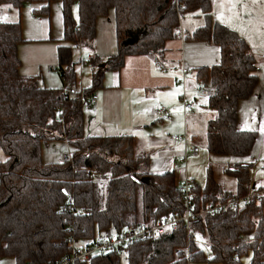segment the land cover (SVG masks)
I'll list each match as a JSON object with an SVG mask.
<instances>
[{
  "label": "trees",
  "instance_id": "obj_1",
  "mask_svg": "<svg viewBox=\"0 0 264 264\" xmlns=\"http://www.w3.org/2000/svg\"><path fill=\"white\" fill-rule=\"evenodd\" d=\"M29 1L40 3L37 14L50 15L54 0H0V8L20 10ZM55 1L63 11V42L57 47L62 88L21 74L22 24L0 22V258L50 264L70 254L73 239L84 245L108 232L184 214L175 171L152 172L150 154L138 150L131 134L85 133L87 105L78 100L81 92L91 95L102 86L107 69H121L128 55H148L164 63L167 43L183 29L184 39L220 47L219 62L195 69V76L199 86L209 88L203 95L215 110L207 122V150L241 159L227 167L236 175L235 190L220 184L210 166L205 187L192 179L198 222L187 226L181 221L171 232L154 233L120 252L103 251L73 264H122L123 251L125 264H190L201 259L243 264L242 256L250 251L253 262L264 263V197L207 211L209 202L243 197L264 186H254L250 175L257 132L237 127L239 103L252 95L258 81L257 59L246 39L212 18L213 0ZM186 14H202L204 24L186 32L181 18ZM109 16L116 25L117 51L106 58L91 55L86 63L92 68V84L80 88L76 65L84 61L74 60V43L92 46L98 19ZM183 67L180 60L181 74ZM59 141L71 147V159L47 161L45 148Z\"/></svg>",
  "mask_w": 264,
  "mask_h": 264
},
{
  "label": "crops",
  "instance_id": "obj_2",
  "mask_svg": "<svg viewBox=\"0 0 264 264\" xmlns=\"http://www.w3.org/2000/svg\"><path fill=\"white\" fill-rule=\"evenodd\" d=\"M212 18L217 22H221L217 18L215 19L213 15ZM226 25L230 27L229 23ZM182 27L186 32H192L197 26H192V28L189 29V26H185L182 23ZM62 38V35L57 38H52L55 41L53 50L46 54L43 62L37 64L36 62L30 63L26 55V49L31 46L28 42L32 41L33 38H24L23 43L19 46V54L22 59V65L20 68L21 74L26 77H39L44 84L42 77L40 76V71L41 67L45 64L41 63H48L47 66H49V69L53 66L56 69L52 70H57V67L55 66L56 63L58 64L57 47L63 42ZM117 43L116 25L113 17H101L97 21L96 38L92 46L82 43H74V60L83 61L82 59L84 58L82 57H84V52H86L85 57H87V60L94 53L106 58L116 53ZM166 46L167 52H165L164 55V63H160L158 59H154L148 55L134 54L128 55L125 58L124 65L121 69H107L104 72L102 86L97 87L94 91L99 96L97 102L87 105L89 106V109L84 111L85 133L88 131L92 134L104 136L131 134L135 137L137 145H140L141 149L146 150L147 145L158 139V137H161L159 136V130L169 122L167 121V118L171 114L176 115L183 111L184 117H186L190 109L193 110V108H195L196 97L192 93L193 89L191 90L187 85V78L184 84L181 83L180 77L182 74L178 69V66H180V60L182 64L190 67V77H192L195 83L199 85L195 76V69L219 62L221 56L220 47L216 43L204 40L185 39V41H181L178 38L172 39ZM85 64L86 65L84 66V63L80 62L76 65V70L80 75L79 87L83 89L90 87L92 84V68L89 64ZM123 67L124 70L122 71ZM85 71H87L89 75L87 78L88 84H85L83 81L82 74ZM81 72L82 74H80ZM184 90L187 91V97L195 102V105L188 109H185L182 100ZM188 91H191L190 95ZM248 98H250V96L242 99L239 103V107L241 102ZM259 101H248L246 105H244V114L242 113V116L239 113L238 107V122L241 120L242 127H244L239 129L258 132L256 127L264 126V113L262 111V108H264V102L261 99H259ZM161 105L167 107L168 113L166 115H158L151 112L153 107ZM247 111H249V116L248 119H245ZM247 123L250 124L248 125ZM174 134L176 133L169 136L173 144L177 145V142H180L184 148L183 142L172 139V135ZM184 134L187 135V132L185 131ZM190 141L194 144L200 145L199 142L195 141L193 136L190 138ZM46 159L47 161L59 160L56 158H48L47 156ZM168 170L175 171L173 163L169 164L163 172ZM263 185L264 179L254 181V186L256 187H261Z\"/></svg>",
  "mask_w": 264,
  "mask_h": 264
},
{
  "label": "rangeland",
  "instance_id": "obj_3",
  "mask_svg": "<svg viewBox=\"0 0 264 264\" xmlns=\"http://www.w3.org/2000/svg\"><path fill=\"white\" fill-rule=\"evenodd\" d=\"M40 6L37 1L25 2L20 10L4 5L0 8V18L2 21H20L22 24V36L23 38H33L29 41V46L26 49L27 59L30 63L43 62L46 54L52 51L55 41L52 38L63 36V24H62V6L59 1H52L50 8V15H39L35 12V9ZM212 15L223 23H229L240 36L246 39L250 46L252 53L257 59L256 75L258 81L254 92L250 98L241 102L239 107V113L242 116L246 103L251 100L259 101L261 99L264 102V0H257L253 3V0H213ZM73 14L78 16L77 4L73 6ZM186 14L183 15L182 23L185 26H200L204 24V16ZM42 36V37H40ZM41 39V40H39ZM185 41V39L183 40ZM23 43V42H22ZM21 43V44H22ZM20 44V45H21ZM19 45V46H20ZM184 51V46H183ZM182 51V52H183ZM84 52V66L86 65L87 57ZM185 54V51H184ZM183 54V59H184ZM20 55V54H19ZM41 67L40 76L46 86L62 88L64 85L58 74V64L54 63L57 70L49 69L48 63ZM83 66V67H84ZM188 70L186 78L187 85L193 91V95L196 97V106L193 110L190 109L188 115L184 117L183 111L179 114H171L165 126H162L159 130L158 139L147 145L146 150L151 156L150 168L154 172H163L169 164L173 163L175 168L177 181H181L182 175L185 174V170L191 179L201 187H205L207 181V169L213 167L215 171V177L220 184L226 186L228 189L234 191L236 187V175L227 171V167L231 168L233 164L241 160L240 157H233L229 155L211 154L206 144V132H207V120L215 115V110L208 106V97L201 94V90L198 84L195 83L190 74V67L184 65ZM124 70V67L122 71ZM87 71L80 74L83 75V81L88 84L87 78L89 77ZM198 85V86H197ZM84 86V85H83ZM189 92V91H188ZM191 91L189 92L190 95ZM260 102V101H259ZM261 103V102H260ZM264 105V104H263ZM84 111L89 109V106L84 107ZM247 110V108H246ZM264 113V108H262ZM249 111L246 113L248 119ZM214 114V115H213ZM244 114V113H243ZM244 118V117H243ZM264 118V117H263ZM248 125L250 123H247ZM238 128L242 127V122L239 120L237 123ZM264 129L263 127H256L257 141L253 147V160L254 163L250 168V175L253 181H260L264 179ZM187 132L188 139L193 136L195 141L201 145V152L197 156H190L186 162L182 159L184 157V148L182 143L177 142L175 145L169 138L173 133L184 134ZM88 134L89 133L87 131ZM138 150H142L141 146H138ZM71 147L64 141H59L50 144L45 148V158H63L65 154L71 153ZM245 159L249 160L248 157ZM207 253V252H206ZM127 254L123 251L121 254L122 264L127 263ZM243 264H264L252 261V252L242 256ZM0 264H15L14 259L5 257L0 260ZM190 264H222L217 260L201 259L193 260Z\"/></svg>",
  "mask_w": 264,
  "mask_h": 264
},
{
  "label": "built area",
  "instance_id": "obj_4",
  "mask_svg": "<svg viewBox=\"0 0 264 264\" xmlns=\"http://www.w3.org/2000/svg\"><path fill=\"white\" fill-rule=\"evenodd\" d=\"M1 21L2 19L0 18V22ZM177 38L180 39L181 41L184 40L183 29L179 30L177 34ZM51 68L54 69L55 67L52 66ZM187 72L188 70L185 67H183L182 75H181V80L183 84L186 81ZM199 89L204 95H208L210 93L208 87L200 86ZM98 98L99 96L95 92L91 95H86L84 92H81L80 95L78 96V100L82 101L86 105L96 103ZM182 100L184 102L185 109L191 108L195 105L194 100H190L187 97L186 90H184V93L182 95ZM151 112L153 114L166 115L168 113V109L165 105H161L158 107H153L151 109ZM172 139L183 142L184 162H186L190 156H197L200 153L201 146L191 142L186 134H182V135L174 134L172 135ZM63 159L65 160L71 159V153L65 154ZM177 188L181 193L183 201L185 203V212L182 216H170L167 218H159L154 225L147 226L140 224L139 227L129 228L121 232H117V233L108 232L102 238L96 239L84 245H77L76 242L78 240L73 239L71 244L70 254L64 255L50 264H73L78 260L90 261L97 253L107 250H115L116 252H120L124 250L127 245L142 239H147L148 237H150L151 234L154 233L163 234L166 232H171L173 230H176L181 221H185L187 226L192 223L198 222L200 211L196 212L193 210V195H194L195 184L194 181L188 176L186 171L182 177V180L177 183ZM250 197H253L255 199H259V198L261 199L262 197H264V186L263 188H255L248 195L243 197L233 196L225 202L223 201L219 203L209 202L207 211H220L227 209L229 206H238L240 204L244 205L247 203V201H249ZM74 209L76 213H79V210H77L75 207ZM186 252L189 253L188 248L186 249ZM207 256L211 257L212 254L208 252ZM237 258L238 256H236V259ZM29 264H34V263L30 262Z\"/></svg>",
  "mask_w": 264,
  "mask_h": 264
},
{
  "label": "snow or ice",
  "instance_id": "obj_5",
  "mask_svg": "<svg viewBox=\"0 0 264 264\" xmlns=\"http://www.w3.org/2000/svg\"><path fill=\"white\" fill-rule=\"evenodd\" d=\"M257 2V0H253V3ZM8 7H11V5H8ZM264 131V129H262Z\"/></svg>",
  "mask_w": 264,
  "mask_h": 264
},
{
  "label": "bare ground",
  "instance_id": "obj_6",
  "mask_svg": "<svg viewBox=\"0 0 264 264\" xmlns=\"http://www.w3.org/2000/svg\"><path fill=\"white\" fill-rule=\"evenodd\" d=\"M208 252H210V251H208ZM208 252H207V255H208ZM211 253V252H210ZM212 254V253H211ZM212 257V256H211Z\"/></svg>",
  "mask_w": 264,
  "mask_h": 264
}]
</instances>
